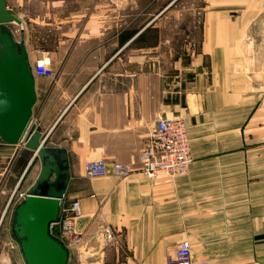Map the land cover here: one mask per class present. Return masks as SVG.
<instances>
[{
  "label": "crops",
  "instance_id": "crops-1",
  "mask_svg": "<svg viewBox=\"0 0 264 264\" xmlns=\"http://www.w3.org/2000/svg\"><path fill=\"white\" fill-rule=\"evenodd\" d=\"M177 1L74 0L69 9L56 0L63 16L28 18L21 32L31 65L37 49L50 53L54 77L34 76L32 124L65 152L62 203L81 205L82 244L67 264H165L182 242L194 264H264V0ZM173 8L197 21L164 22ZM177 117L187 123L188 171L147 179L148 133ZM32 157L0 140V264H26L7 211L11 193L38 176L39 161L20 189ZM99 159L132 173L86 178L84 163Z\"/></svg>",
  "mask_w": 264,
  "mask_h": 264
},
{
  "label": "water",
  "instance_id": "water-1",
  "mask_svg": "<svg viewBox=\"0 0 264 264\" xmlns=\"http://www.w3.org/2000/svg\"><path fill=\"white\" fill-rule=\"evenodd\" d=\"M20 19L0 0V140L32 152L40 163L35 181L15 211V233L26 264H67L68 252L49 234L69 182L65 152L49 148L32 124L35 78L23 42L6 25Z\"/></svg>",
  "mask_w": 264,
  "mask_h": 264
},
{
  "label": "built area",
  "instance_id": "built-area-1",
  "mask_svg": "<svg viewBox=\"0 0 264 264\" xmlns=\"http://www.w3.org/2000/svg\"><path fill=\"white\" fill-rule=\"evenodd\" d=\"M37 59L32 64L34 76L52 79L54 72L49 66L50 53L46 50L37 51ZM191 163L190 141L187 123L184 118H167L157 121L149 131L147 141L139 156L140 172L150 180L159 176L174 178L185 175ZM86 178L113 177L123 179L131 175L132 169L128 165L114 163L109 170L104 159L88 161L83 165ZM17 200L25 199V192L17 193ZM16 196V189L11 193L9 202ZM81 217V205L78 199L65 203L61 202L58 218L49 226L58 233V239L67 250L78 248L82 244V237L76 231V221ZM105 239L111 240L112 233L103 231ZM50 234V233H49ZM165 264H194L190 246L187 242L178 244L174 254Z\"/></svg>",
  "mask_w": 264,
  "mask_h": 264
},
{
  "label": "rangeland",
  "instance_id": "rangeland-1",
  "mask_svg": "<svg viewBox=\"0 0 264 264\" xmlns=\"http://www.w3.org/2000/svg\"><path fill=\"white\" fill-rule=\"evenodd\" d=\"M55 1L56 0H5L9 11L12 12L14 15H16L21 21L20 25L7 24L6 25L7 29L10 32H12L16 40L20 42L19 38H20L21 32L23 30L26 31V29L29 28L30 22L27 21L28 18L34 19L37 17L38 18L50 17V19L53 20L56 14H58V16L60 14H62L61 16L65 14V11L63 13L62 10L60 9L59 11H56L58 9L55 8ZM63 1L67 3V5L69 6L68 7L69 9H70V6L73 5L72 3L74 2V0H63ZM159 1L162 2L163 0H159ZM175 5H177L178 7L179 6L180 7H183V6L197 7L199 5V0H178L175 3ZM174 10L175 8L171 9V11L169 10L168 13L162 16L164 22L172 23L175 21L177 22L197 21V16H198L197 13L185 12L182 14H178ZM170 32L173 33L174 30L171 29V30L164 31L166 35L169 34ZM38 35H39V32H38ZM53 40H54V30L52 29L50 30L48 36H45V38L43 37L40 38L39 42L40 44L43 45L45 42H52ZM39 50H43V49H37V51ZM37 169H38V160L35 161V163L31 166L30 171L24 176L23 182L21 183L22 186L20 187V189H23L26 186V184L28 183L30 178L35 174ZM17 195L18 194L16 190V196L11 202H9L11 203V205L9 206V209L7 211V218L10 220V222L14 221L16 208L18 207L19 204L23 202V200L21 201L17 200L18 198ZM49 233L51 237L59 241L58 233L55 229L50 228Z\"/></svg>",
  "mask_w": 264,
  "mask_h": 264
}]
</instances>
